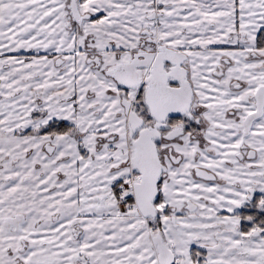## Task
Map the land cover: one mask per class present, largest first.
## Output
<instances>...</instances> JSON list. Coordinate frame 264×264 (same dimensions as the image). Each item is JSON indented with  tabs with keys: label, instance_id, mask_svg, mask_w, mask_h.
I'll list each match as a JSON object with an SVG mask.
<instances>
[{
	"label": "snow or ice",
	"instance_id": "1",
	"mask_svg": "<svg viewBox=\"0 0 264 264\" xmlns=\"http://www.w3.org/2000/svg\"><path fill=\"white\" fill-rule=\"evenodd\" d=\"M0 264H264V0H0Z\"/></svg>",
	"mask_w": 264,
	"mask_h": 264
}]
</instances>
